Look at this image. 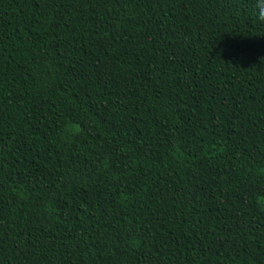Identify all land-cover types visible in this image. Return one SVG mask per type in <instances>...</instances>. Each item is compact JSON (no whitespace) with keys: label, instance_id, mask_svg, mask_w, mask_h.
<instances>
[{"label":"trees","instance_id":"trees-1","mask_svg":"<svg viewBox=\"0 0 264 264\" xmlns=\"http://www.w3.org/2000/svg\"><path fill=\"white\" fill-rule=\"evenodd\" d=\"M256 0H0V264H264Z\"/></svg>","mask_w":264,"mask_h":264},{"label":"clouds","instance_id":"clouds-1","mask_svg":"<svg viewBox=\"0 0 264 264\" xmlns=\"http://www.w3.org/2000/svg\"><path fill=\"white\" fill-rule=\"evenodd\" d=\"M256 19L264 23V0H256ZM261 63H264V56L259 58Z\"/></svg>","mask_w":264,"mask_h":264}]
</instances>
